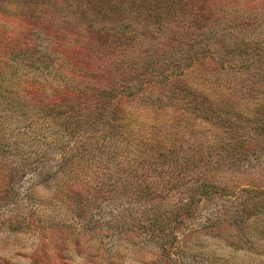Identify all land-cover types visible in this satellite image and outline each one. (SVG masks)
I'll return each mask as SVG.
<instances>
[{"label": "rangeland", "instance_id": "rangeland-1", "mask_svg": "<svg viewBox=\"0 0 264 264\" xmlns=\"http://www.w3.org/2000/svg\"><path fill=\"white\" fill-rule=\"evenodd\" d=\"M0 264H264V0H0Z\"/></svg>", "mask_w": 264, "mask_h": 264}, {"label": "trees", "instance_id": "trees-1", "mask_svg": "<svg viewBox=\"0 0 264 264\" xmlns=\"http://www.w3.org/2000/svg\"><path fill=\"white\" fill-rule=\"evenodd\" d=\"M18 1H22V0H18ZM23 1H27V0H23ZM29 1V0H28ZM108 9H111L108 5H107V3H105V5H101L100 4V6H98V5H92V12H94V15H92V17L91 16H89V18H87V20H86V22H93V21H95L96 19H99V18H97L101 13H106V12H108ZM91 19H93V20H91ZM97 21V20H96ZM99 22V21H98ZM155 23H157V22H154V21H150V23H148V24H141V25H143V26H146L147 28L146 29H152V30H155L154 29V27H155ZM168 24L169 23H167V26H168ZM97 27H98V30L95 28V30L93 31V32H95V33H97L96 35H98V36H101V35H103L104 37L106 36V37H109L110 35H111V32H105V33H100V31H101V28L99 27L100 25H96ZM123 27V26H122ZM158 27V26H157ZM130 29V28H129ZM157 29V28H156ZM132 30V29H131ZM96 31H98V32H96ZM126 32V31H125ZM138 34L135 32V31H133V32H128V40L129 41H131L130 43H133V42H135V41H137V38H138V36H137ZM137 37V38H136ZM139 38H140V40L142 41H144V40H146V39H148V36H143V35H139ZM121 45H123V46H126L127 44L126 43H122Z\"/></svg>", "mask_w": 264, "mask_h": 264}]
</instances>
